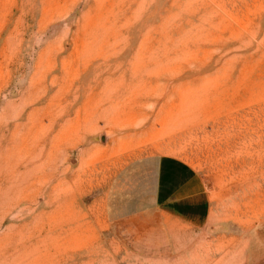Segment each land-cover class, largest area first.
<instances>
[{"label":"rangeland","instance_id":"obj_1","mask_svg":"<svg viewBox=\"0 0 264 264\" xmlns=\"http://www.w3.org/2000/svg\"><path fill=\"white\" fill-rule=\"evenodd\" d=\"M0 264H264V0H0Z\"/></svg>","mask_w":264,"mask_h":264},{"label":"crops","instance_id":"obj_2","mask_svg":"<svg viewBox=\"0 0 264 264\" xmlns=\"http://www.w3.org/2000/svg\"><path fill=\"white\" fill-rule=\"evenodd\" d=\"M155 199L188 218L204 216L210 206L204 178L189 161L171 154L158 159Z\"/></svg>","mask_w":264,"mask_h":264}]
</instances>
